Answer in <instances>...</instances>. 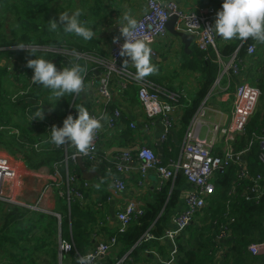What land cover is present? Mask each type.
<instances>
[{"label": "built area", "instance_id": "2783aa9c", "mask_svg": "<svg viewBox=\"0 0 264 264\" xmlns=\"http://www.w3.org/2000/svg\"><path fill=\"white\" fill-rule=\"evenodd\" d=\"M219 9L216 7L198 8L190 10L182 8L176 0H147V11L137 20V30L132 34L131 39L144 40L152 49V57L158 56V48L155 45L158 42L164 41L167 45V37L169 31L167 25L171 18L177 17L178 23L176 29L185 31L195 37L197 48L200 51L209 52L213 50L217 57L216 62L221 66L220 75L234 77L239 80L234 92V106L232 111L231 123L222 125L221 123L212 126V138L203 139L200 137V130L207 125L205 121L206 101L202 104L196 115L191 120L186 133L184 143L182 145L180 158L178 160L170 159L166 164H162L158 158V153L147 146H133L123 150L117 158V170L125 172L129 169V163L134 159L139 160V173L145 181L151 171H155L163 188L167 183L174 180L178 173H183L188 184V191L183 200L185 207L182 211L176 213L171 218L169 226L165 229L161 237L153 234L152 229L146 231L139 239L136 247H141L151 241H168L172 244V252L170 257L162 261V264H176L179 254V242L184 237L189 227L194 222L202 217L205 209L210 205L211 199L217 192L216 179L218 174H226L230 170L236 171V179L231 185L229 197L225 203L227 224L220 225L217 242L219 243V251L216 254V262L220 261L224 255L230 251L229 241L232 237L230 224L235 222L231 217L232 206L240 200L245 202H253L260 204L264 198V170L261 172L252 173L248 161V155L252 152V148L256 143L260 145L259 158L264 165V128L260 133H254L252 139L248 142L245 148L241 151L236 150V144L245 136L248 124L256 112L257 106L262 96L259 83L251 84L247 78V60H253L258 52L259 42L248 38L252 43L247 45V51L244 58L237 53L224 60L219 51L218 34L214 30L209 31L214 26L216 13ZM182 32V31H180ZM117 42L114 43L110 58H104L98 61L102 70L98 73H92L89 80L88 88L90 116L99 118L110 111L111 103L114 96H124L130 91L131 87H137V93L140 100V105L143 108L147 122L145 127L149 130L157 117L162 116V122L165 127V133L161 140L168 141V134L175 127L178 120L174 116L164 112V109H172V104L179 101L183 94L175 96L174 94L165 95L147 79H136L135 73L125 66L126 57L120 55L121 45L125 42V38L121 35ZM29 46V45H27ZM34 46V45H33ZM36 50H41L52 57L49 59L53 62L57 69L70 65L75 52L71 51L66 43L53 46H35ZM32 50L31 47L25 49ZM78 54V53H75ZM55 55L61 56L56 58ZM80 59L89 60L87 55L78 54ZM35 59L30 57L29 60ZM48 60V59H47ZM13 61V62H12ZM6 63H14V58L6 60ZM10 73L15 74L16 79L24 83L27 87L13 96L12 100L27 96L29 92L38 85L31 82L33 70L24 66H19L14 69V64L9 68ZM264 74V69L257 71V78ZM88 74L85 75L87 77ZM219 75V76H220ZM219 80L216 82V84ZM215 84V85H216ZM164 98H168L166 102ZM172 102V104L170 103ZM171 105H170V104ZM31 111V110H30ZM121 111L115 110L108 114V121L105 122L106 128L112 133H116L117 122L121 119ZM33 123L39 126L40 123H45V129L50 134L52 127L55 125L53 120L43 122L40 119H33ZM104 125V121H101ZM132 128H136L135 124H131ZM104 128V130L106 129ZM1 129H5L2 128ZM103 126L97 130L92 141V145L87 154L80 153L71 143L65 147V159L61 163L55 165L58 170L60 166L66 167V186L65 189L61 184H57L59 189L58 195L63 196L70 204L72 197L77 201H83L85 198V189L88 188V183L81 182L82 177L75 172H69L70 162L77 164L78 160L83 159L88 161L92 167H97L104 161L99 154V145L103 140ZM222 138L224 150L222 154L214 152V139ZM39 144H34L38 147ZM72 149V152L70 151ZM24 164L23 157L11 156L6 152L0 153V201L6 204H16L38 209V206H30L22 203L17 195H14L15 186L21 184V168ZM58 173V172H57ZM144 181L140 183L143 185ZM56 186V185H55ZM116 188L119 191L126 189V184L123 180L116 181ZM51 191V187H48ZM84 190V191H83ZM145 211L137 205L129 204L123 211L117 215L119 226L117 233L111 236L106 242L90 252L93 259L90 264H100L103 259L110 258L112 250L118 246V236L125 234L134 222L144 215ZM73 245L71 243L60 241V251L63 256L70 255ZM248 252L252 256L264 255V241L251 243L247 247ZM89 253H86L87 255ZM84 255H79V257ZM78 257V258H79ZM78 260V259H77ZM62 261L60 264H62ZM77 264V261L76 263Z\"/></svg>", "mask_w": 264, "mask_h": 264}, {"label": "trees", "instance_id": "16d2710c", "mask_svg": "<svg viewBox=\"0 0 264 264\" xmlns=\"http://www.w3.org/2000/svg\"><path fill=\"white\" fill-rule=\"evenodd\" d=\"M78 1L80 0H0V56L10 59L14 58L13 55L23 54L22 50L14 49L19 43L39 47L66 43L67 47L75 53H89L88 48L82 45L84 40L73 34L65 33L62 27H58L55 32L48 30L47 23L51 20H56L59 25L60 13H69L70 11L71 14L77 9L82 12L80 20L87 23L86 17H83L86 16L85 8L78 7ZM251 43V40H244L243 43L236 39L235 43H229L220 48V55L224 60L236 53L244 58L246 47ZM191 49L192 54L183 53V67L189 72L200 73L201 78L199 88L190 105L184 109L181 118V132L183 133L210 95L221 71V66L216 62L217 55L213 50L200 51L194 45ZM31 52L32 50L25 53L31 54ZM35 57L49 60L52 55L36 50ZM55 57L61 58L59 55H55ZM13 64L4 63L2 65L0 62V148L11 156H22L26 167L30 170L47 167L55 174L54 165L65 159L63 149L51 148L50 141L45 144L43 150L35 149L34 143L38 141L39 136H43L44 139H40L38 142L44 141L46 138L48 140L50 136L45 132V123H40L37 128H32L27 125V116L22 113L26 106L33 105V102L48 96L50 92L38 85L27 96L13 101L12 97L17 92L26 90L27 87L24 83L14 79V77L16 78L15 74H12L13 81H10L13 86L12 94L2 84V82L6 83V77L10 76L9 68ZM21 84L25 86V89L21 88ZM259 86L262 91L260 100L262 107L254 113L248 124L243 137L248 139L247 144L254 133H260L264 128V76L261 78ZM29 97L31 98L28 103L26 99ZM23 98L24 100L21 101ZM71 101L72 94H66L65 97L55 101L53 106L58 111L62 108L68 110ZM65 115L66 113H63L62 117ZM1 127L5 129H1ZM14 129L19 130V135L13 132ZM168 143L175 148L176 151L171 156L176 158L179 152L178 148L173 140L169 139ZM243 143L245 144V142ZM251 153L250 169L252 173L263 171L264 165L259 158V143L254 145ZM165 161L166 157L162 164H166ZM88 166L92 167L89 163ZM65 170L66 167L63 165L58 168V179H64ZM78 174L80 175V173ZM184 179L183 173H178L171 195L169 194L171 188L168 187L169 183L162 190L157 201L150 205L146 211L144 210V215L134 222L125 234L118 236V245L122 247L121 256L132 251L130 254L132 258H137L140 255L146 257L145 253L150 244L134 247L149 229H152L153 234L157 237L164 234L172 214L179 208L181 185ZM235 179L236 171L232 169L221 175L220 182H223L227 187L229 184L231 186ZM82 181L84 180L82 179ZM63 188L65 189L64 186ZM219 195L213 198L211 208L207 212V219H212L210 225L199 229V232L196 231L192 240L185 244L187 246L180 245L182 258H180L179 264H264V255L252 256L247 250L251 243L264 241V198L260 204L240 200L232 206L230 215L235 222L229 226L232 230V237L229 241L231 248L225 257L216 262L215 257L219 251L217 242L219 228L220 225L227 224L225 218L227 198L221 203L224 199H218ZM56 198L57 205L53 213L16 204L9 205L0 201V264H59L60 241L73 245L70 255L77 261L79 255H82L83 248L91 243L81 221L84 213L74 197L70 204L58 195ZM217 204L220 205L216 206ZM218 213L220 216L216 218ZM63 259H65V254ZM100 264H117V261L108 258L100 261ZM124 264L130 263L126 261Z\"/></svg>", "mask_w": 264, "mask_h": 264}, {"label": "crops", "instance_id": "0c3cea01", "mask_svg": "<svg viewBox=\"0 0 264 264\" xmlns=\"http://www.w3.org/2000/svg\"><path fill=\"white\" fill-rule=\"evenodd\" d=\"M176 1L185 10H190L195 7H216L220 10L222 6V0ZM77 4L78 7L85 8V19L87 20V24L88 26L92 27L95 32L92 40L84 41V45L88 48L87 50H89V53H84V55H87L89 60L81 58L78 61L81 62L82 65H86L87 68L86 74L88 75L87 77H84L85 89L79 95L72 94V101L70 102L68 110L62 108L60 111H58L53 108L52 105L54 104L55 100L49 99L50 93L48 96L33 102V105L26 106L24 111L22 110V113L23 115L27 116V125L32 128L38 127L33 123L32 118L34 117L36 111L40 110L41 108H43L44 111V119L42 121L46 122L48 120H53L55 122L54 126L56 127H62L63 120L66 119L68 115H72L73 118H76L78 116L77 108L80 105H83L88 110V112H90L91 108L87 91L90 86L89 80L91 78V74H96L102 70L98 64L99 60L110 58L114 45V38L118 39L120 36L119 24L122 23L123 15L126 13L131 14L138 20L147 11V0H80L77 2ZM169 39L170 40L167 41L168 46H166L164 41L158 42L155 45V47L158 48V56L152 57L151 62L157 67L158 71L144 77V79L149 80L154 87L158 88L165 95L174 94L175 96H178L183 94L182 97L184 99L181 98L178 102L173 104L170 102L172 104V109H164V112L174 116V118L178 120L175 127L171 129L168 134V140H173L175 146L178 148V155L176 158L172 157L171 154L176 151L175 148L171 147L169 144L170 142H163L161 140L162 135L165 133L162 116L157 117L153 126L149 130L146 129L145 124L147 122V116L140 105L136 86L131 87L130 91L124 96H114L108 114L113 113L117 109L120 110L122 114L121 119L116 125V133L108 131V128L105 126V122H107L108 119L107 121H104L103 131L105 133H103V140L99 145V154L100 157L104 159V161L97 167H89L87 163L88 161L84 160L86 169L88 171H96L97 174L94 175L90 181L81 180L83 184H85V182L88 183V188L85 189L84 200L77 201L78 205L82 209V213H84L81 221L84 224L85 234L90 238L91 241L89 246L83 248L82 255L93 252L99 246V244L106 242L111 236L117 233V228L119 226L117 215L129 204L132 203L137 205L139 208H142L146 211L150 205L157 201L160 193L169 183L170 184L168 187H171L169 190L170 195L174 189L176 178L161 188L160 178L155 171H151L147 179L144 181L139 173L140 162L137 159H134L129 163V169L127 171L121 173L117 170V158H119V154L123 150L133 146H147L155 150L158 153V158L160 159L161 163H163L162 161L165 159V157V163H167L170 159L178 160L180 158L186 133V131L185 133L181 132V118L184 113V109L190 105L194 94L199 88L201 74L197 72H189L184 69L182 61L184 46L182 41L176 36H174V38L169 37ZM235 42L236 39L226 41L218 35L219 48H223L225 45ZM193 45L197 46L195 40ZM14 49L21 50L17 49L16 47ZM22 51L24 53L21 55H13L14 69L16 67L26 65V62L28 59H30V57L37 58L30 53H25L27 51L24 49ZM7 59L8 57L6 56H0V62L2 65L6 63ZM126 59L128 58L126 57ZM246 63L249 66L247 70L248 81L253 84H260V80L264 74L257 78V71L264 69V43L259 42L258 52L255 58L251 61L247 60ZM126 66L135 73L136 69L130 61ZM218 80L219 82L213 87V90L208 96L207 101L205 100V121L207 122V125L203 126L200 130V137L203 139L212 138V126L214 124L221 123L222 125H226L231 123L232 120L234 92L239 80L234 77H222L221 75L218 77ZM8 82L11 83L10 81ZM20 86L22 89H25L24 85L21 84ZM30 98L31 97L27 98L26 102L29 103ZM22 100H24V98L21 99V101ZM164 100L169 102L168 98H164ZM260 107H262V105L259 101L256 111L260 109ZM63 113H66V115L62 117ZM131 124H135L136 128H132ZM104 128L106 129L104 130ZM13 132L19 135L18 129H14ZM48 135L50 136L51 133ZM40 139H44L43 136H39L38 141ZM247 140L248 139L241 138L236 144V150H243L247 144ZM38 141L34 143L39 144L38 147L34 148L41 151L44 149L45 144L49 142L50 139L47 140L46 138L44 141ZM243 142H245V144ZM49 144L53 149H63L64 154V149L68 145L66 143L61 146H56L50 142ZM165 148L167 150L166 154ZM0 149L2 150V148ZM223 150L224 145L222 143V138L219 136L214 139V152L217 154H222ZM70 151L72 152V149H70ZM251 154L252 153L248 155L249 165L250 158L252 157ZM68 171L80 173L81 177L83 175L82 170L79 168L78 162L77 164H70ZM57 172L58 170L55 169V174H53L47 167H43L39 170H30L26 167L25 163L22 164L21 176L25 175L27 179L25 181L24 178H21V184H17L15 186L14 195H17L18 199L24 204L30 206L36 205L38 206L39 210L47 213H53L57 205V191H59L57 184L61 182V186L65 187L67 177V170H65L64 179H58ZM221 175H217L215 182L217 192L215 196L220 194L218 199H224L221 201L222 203L226 198L228 199L231 186L229 184V189V186L226 187L223 182H220ZM117 180H123L126 184V189L124 191H119L116 188ZM185 180L186 179H184V182L181 185L182 190L179 208L175 213L172 214L171 218L176 213L182 211L185 207L183 198L188 191V184L185 182ZM143 181V185H140V183ZM30 187L36 189V198L33 197L32 199V197H29ZM48 187H51L52 190L49 191V189H47ZM44 190H46V194L45 197H42ZM25 193H27L26 196ZM213 198L211 199L210 205L206 208L207 210L205 209L204 211V220L208 216L206 212H208L209 208H211ZM220 204H217L216 206H219ZM219 216L220 214L217 215L216 218H219ZM196 221L194 224H192L193 232L190 235L187 233L188 230L186 231L184 237L179 242V247L180 245L187 246L185 244L192 240V234H196V231H200L199 229L210 225V222H208L205 227H202L203 224L200 221ZM148 244L150 245L145 253L146 257L140 255L137 258H132V256H130L132 251L124 253L121 256L122 247L121 245H118L112 250L110 258L117 261V264H124L126 261H129L130 264H162L163 260H166L170 257L172 252V244L170 242L154 240ZM180 251L181 250H179L176 264H179V260L182 258V253ZM75 263V258L71 255H66L65 259L62 261V264Z\"/></svg>", "mask_w": 264, "mask_h": 264}, {"label": "clouds", "instance_id": "9594fccd", "mask_svg": "<svg viewBox=\"0 0 264 264\" xmlns=\"http://www.w3.org/2000/svg\"><path fill=\"white\" fill-rule=\"evenodd\" d=\"M81 14L80 9L71 14L62 12L59 14V25L56 20H51L47 23L48 30L55 32L58 27H62L67 34H73L84 41L92 40L95 32L86 22L80 20ZM119 26L121 35L125 38L120 50V55L128 58L124 61L125 66L129 61L132 63L136 69V79L156 73L158 69L151 62V47L144 40L131 39L138 27L137 19L126 13ZM212 30L226 41L232 39L244 41L252 38L264 43V0H222L221 9L216 13L214 26L209 29V31ZM115 42L117 40L114 38ZM28 47L32 49L31 55L35 56V46H26L24 43L16 45V48L21 50ZM79 59V55L74 53L70 66L60 70L51 60L44 58L28 60L27 67L33 70L31 82L47 89L50 92L49 99L56 102L66 94L79 95L85 89L84 77L87 73L86 66L79 63ZM77 113L76 118L68 115L63 120L62 127H52L50 143L56 146L71 143L80 153L87 154L96 131L103 126L101 121H107L108 117L107 114L99 118L90 116L83 105L77 108ZM34 118L44 119L43 108L36 111L32 119ZM92 259L93 255L89 253L79 257L77 264H90Z\"/></svg>", "mask_w": 264, "mask_h": 264}, {"label": "water", "instance_id": "95a60500", "mask_svg": "<svg viewBox=\"0 0 264 264\" xmlns=\"http://www.w3.org/2000/svg\"><path fill=\"white\" fill-rule=\"evenodd\" d=\"M178 23V18L177 17H173L171 18V20L169 21L168 25H167V29L169 31V33H171L172 35L179 37L182 41V44L184 46V52L188 55L192 54V45L194 43V39L195 37L191 34H187L185 32H180L176 29ZM98 73V72H97ZM78 165L79 168L82 170V177L83 180L85 181H90L92 179V177L94 175H96V171H88L85 167V163L83 159L78 160ZM60 259L62 261V255L60 256Z\"/></svg>", "mask_w": 264, "mask_h": 264}, {"label": "rangeland", "instance_id": "374dc122", "mask_svg": "<svg viewBox=\"0 0 264 264\" xmlns=\"http://www.w3.org/2000/svg\"><path fill=\"white\" fill-rule=\"evenodd\" d=\"M69 14H70V11H69ZM83 17H85V16H83ZM58 23V22H57ZM182 30H180V31H182V32H185V31H183V28H181ZM169 37H171V38H174V36H172V34L171 33H169L168 34V37H167V39H166V41H168V40H170L169 39ZM82 45H84V44H82ZM29 46H33V45H29ZM259 59H260V56H259ZM29 60V59H28ZM13 62V61H12ZM28 62V61H27ZM26 62V63H27ZM12 75L10 74V76H8V77H6L7 78V80L5 81L6 83H4V82H2V84L8 89V92L10 93V94H12V91H13V86L11 85V83H8V81H12ZM14 79H16L15 77H14ZM251 83V82H250ZM251 84H253V83H251ZM1 152H5V151H3V150H1L0 149V153ZM7 153V152H6ZM24 178V180L26 181V177H25V175L23 176L22 175V179ZM48 189V188H47ZM46 189V190H47ZM30 191H29V194L31 195H29V197H32V199H33V197H35L36 198V194H37V192H36V189H33V188H31L30 187V189H29ZM46 190H44V192L42 193V197H45V194H46ZM26 194L27 193H25V196H26ZM41 195V194H40ZM60 198H62L63 196H61V195H58ZM39 201V200H38ZM38 203V202H37ZM55 211V210H54ZM53 211V212H54ZM207 213V212H206ZM205 214L203 213V215H202V218H200V219H198L196 222H198V221H200L202 224H203V226L202 227H205V225L208 223V222H210L211 223V221H212V219H205L204 220V216ZM193 226H191L189 229H188V231H187V233H189L190 235H191V233L193 232ZM193 236H195V234H192ZM226 256V254L224 255V257Z\"/></svg>", "mask_w": 264, "mask_h": 264}, {"label": "bare ground", "instance_id": "6f19581e", "mask_svg": "<svg viewBox=\"0 0 264 264\" xmlns=\"http://www.w3.org/2000/svg\"><path fill=\"white\" fill-rule=\"evenodd\" d=\"M170 92V91H169ZM167 93V92H166ZM13 98V97H12ZM183 99V98H182ZM42 153H44V152H42Z\"/></svg>", "mask_w": 264, "mask_h": 264}]
</instances>
